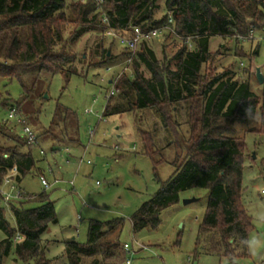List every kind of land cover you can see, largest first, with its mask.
I'll return each mask as SVG.
<instances>
[{"label":"trees","instance_id":"16d2710c","mask_svg":"<svg viewBox=\"0 0 264 264\" xmlns=\"http://www.w3.org/2000/svg\"><path fill=\"white\" fill-rule=\"evenodd\" d=\"M159 1L0 0V79L21 80L23 70L38 68L50 75L60 74L68 83L72 75H79L77 63L85 62L83 55L77 61V55L70 50V44L82 33L103 34L111 29L120 36H133L135 28L150 31L169 25L173 30L169 33L181 43L172 61L161 63L152 49L143 46L132 61V73L125 72L116 82L117 94L126 100V105L112 106V97L103 112V117H108L155 109L173 137L170 143L179 148L180 116L189 126L185 140L188 154L160 190L130 217L132 230L138 233L157 228L161 213L178 204L182 192L207 189L208 206L199 226L194 255H198L203 242L207 252L229 261L246 258L255 226L243 203L247 150L244 139L236 136L235 126L249 118L245 109L250 107L253 116L259 108L261 100L251 90V77L256 78L252 59L262 43L257 42L250 54L244 53L242 47L235 48L236 58L250 60L246 67L235 61L236 71L233 67L219 71L227 55L222 48L211 52L210 42L213 37L233 39L237 34L246 35L248 24L253 25L257 34H264V0H165L164 15L155 18ZM170 17L172 24L168 23ZM69 26L72 28L66 38ZM124 49L125 52L113 56L109 49L99 45L96 55L93 54L99 61L88 66L110 67L124 62L131 55ZM142 68L150 73L149 77ZM260 111V131L264 133V93ZM66 115L75 113L66 111ZM137 129L144 152L154 160L153 155L159 150H154L152 133L139 125ZM0 138V188L9 172H15V181L20 184L34 170L40 171L34 154L38 144L27 143L17 134L16 126L5 123L0 124ZM29 202L37 205L26 208L24 205ZM9 209L14 227L6 217L7 209L0 195V261L14 248L16 259L25 264H51L42 236L59 219L49 195L42 192L25 196L11 203ZM124 222L123 218L91 220L85 243L65 242L68 264H86L85 259H91L88 264H122L127 254L124 255L119 238ZM17 235L21 237L18 242L14 241Z\"/></svg>","mask_w":264,"mask_h":264},{"label":"rangeland","instance_id":"374dc122","mask_svg":"<svg viewBox=\"0 0 264 264\" xmlns=\"http://www.w3.org/2000/svg\"><path fill=\"white\" fill-rule=\"evenodd\" d=\"M157 4L155 18H161L165 12V0ZM71 28L67 27L66 38ZM262 33L259 32V35L264 36ZM257 42L238 43L228 37H213L211 52L216 53L222 48V53L227 55L219 71L224 67H233L236 71L237 64L233 66L235 61L240 65L243 63V68L249 65L248 58H236L235 48L242 47L244 53L250 54L256 49ZM99 45L109 49L113 56L125 52L124 47L107 35L106 31L103 34L88 31L70 44V50L78 57L77 61L83 55L85 62L77 63L79 75H72L68 83L62 75H50L40 72L38 68L23 70L21 80L0 79V124L16 126L17 134L21 136L22 125L18 120L23 119L39 136L35 157L41 159L40 150L46 154V161H37L40 171L34 170L25 176L17 187L24 197L46 192L54 203L58 223L51 225L42 236L43 244L48 245L47 259L51 264H68L64 253L65 242L75 240L85 243L91 220L123 218L124 228L119 238L122 247L125 244L130 246L126 255L125 250L122 251L131 264H264V247H257L256 241L252 240L255 237L256 240L264 241V133L260 131V106L264 93L262 84L254 76L251 77V90L261 100L259 108L251 116L252 119L247 118L235 126L236 136L244 139L247 150L243 172V203L255 226L250 235L249 256L229 261L207 252L203 242L195 256L199 226L208 206L209 190L194 188L182 192L180 202L161 213V224L155 229L133 233L130 221V217L160 190L161 184L172 176L178 163L188 154L185 140L189 137V126L183 123L180 116L182 138L179 148L170 143L173 137L163 127L162 119L155 109L103 117L108 103L106 95L111 89L109 81L116 79L121 72L131 74L132 68L124 69L123 62L110 66V71L107 70L109 67L104 66L90 68L88 64L99 61V57L93 55H96ZM143 46L152 49L161 63H170L181 48V43L175 40L173 34L165 32L161 38L140 44L137 52ZM193 47L192 44L190 49ZM252 63L263 68V44ZM141 70L147 77L150 76L149 72L143 68ZM117 103L126 105V100L117 94L110 104L115 106ZM13 107L17 115L9 119ZM86 110L91 112L86 113ZM66 111L75 113V116H67ZM138 125L153 135L154 150H159L153 155L154 160L144 152ZM70 139L76 141L70 142ZM53 145L61 152L55 158L50 151ZM88 161L92 165H88ZM41 172L49 183L55 180L61 182L46 190L40 181ZM7 176L15 178L16 174L12 171ZM71 182L74 186H71ZM3 189L8 190V186L3 185ZM191 199L196 200L184 204L185 200ZM36 205V202H29L24 206L31 208ZM6 217L14 225L10 211ZM90 262L91 259H85L86 264ZM0 264L25 263L16 259L13 248L2 257Z\"/></svg>","mask_w":264,"mask_h":264},{"label":"built area","instance_id":"2783aa9c","mask_svg":"<svg viewBox=\"0 0 264 264\" xmlns=\"http://www.w3.org/2000/svg\"><path fill=\"white\" fill-rule=\"evenodd\" d=\"M104 21H106V20H104ZM168 23L169 24L173 23L172 17L169 18ZM248 23H250V21ZM248 26H249L248 34H246V35L237 34L233 37V39L238 43H252V42L259 41L260 43H262L264 45V36H260L259 34H257V32L254 29L252 24L251 25L248 24ZM172 31H173L172 28L169 25H166L163 28H160V29L156 28V29H152L150 31H142L139 28H135L133 36H120V35H117L116 33H114L111 29L106 30V33H107V35L116 38L117 41L131 53V55L123 62L124 66H125L124 69H127L128 67H131L132 61H133V59L136 55V52H137V48L139 47L140 44H142L144 42H150L154 39L161 38L165 32L168 33V32H172ZM262 35H264V34H262ZM188 42H189V47L191 48L192 44L189 40H188ZM241 65H242V63H241ZM107 70L110 71L111 68L109 67ZM121 75H122V72L116 77V79H112L111 81H109L110 83L108 85H110L111 89H110L109 93L106 95V98L108 99V101L113 96L116 95V93H117L116 82L120 78ZM90 112L91 111L86 110V113H90ZM16 115H17V110L14 107L11 108L9 116H8L9 119H14L16 117ZM18 122L22 125V134H23L22 137H23V139L29 144H36L37 145L39 143L37 134L32 130V128L30 126L26 125V122L23 119H19ZM40 154L45 155L43 150L40 151ZM5 157H8V156L6 155ZM87 164L92 165V162L88 161ZM40 181H41L42 186L46 190L53 187L54 184H58L60 182V181L56 180L55 183L51 184L45 178L44 175L40 176ZM3 184L9 186V188H10L9 190H4L3 188H0V195L2 197L3 204L9 206L11 203H15L17 201L24 199L23 192L17 188L15 178H13L12 176H6L4 178ZM70 184H71V186H74L73 182H71ZM262 195L264 196V189L262 190ZM20 240H21V237L19 235H17L14 239V241H16V242H18ZM124 250L126 253H129L130 246L125 244ZM122 264H131V261L129 259H127Z\"/></svg>","mask_w":264,"mask_h":264},{"label":"crops","instance_id":"0c3cea01","mask_svg":"<svg viewBox=\"0 0 264 264\" xmlns=\"http://www.w3.org/2000/svg\"><path fill=\"white\" fill-rule=\"evenodd\" d=\"M65 149H66V152L69 153V149H68V147H66ZM40 151H41V150H40ZM50 151L53 153V157H54V158H55V157H58L59 155H61L60 149H59L57 146H55V145H53V146L51 147ZM40 156H41V159H38V158H37V161H39V160H40V161H46V159H47V158H46V154H45V155H41V154H40ZM66 162L69 163V160L66 159ZM81 162L84 163V160L82 159ZM48 165H49V170L51 171L50 164H48ZM88 165H90V164H88ZM41 175H43L42 172H41ZM55 181H56V180H55ZM55 181L52 182L51 184L55 183ZM58 181H59V180H58ZM60 182H61V181H60ZM60 182H59V183H60ZM20 183H21V182H20ZM16 184L19 185L17 182H16ZM3 185H4V184H3ZM3 185L1 186V188H3ZM56 185H57V184H54L53 187L56 186ZM17 188H18L19 190H21L19 187H17ZM51 188H52V187H51ZM9 189H10V188H9V186H8V190H9ZM44 189H45V188H44ZM4 190H5V189H4ZM4 205H5V204H4ZM5 207H6V209H7V213H8V212L10 211L9 206L5 205ZM10 214L12 215L11 212H10ZM6 216H7V214H6ZM12 219H13V216H12ZM13 220H14V219H13ZM12 226H13V227L15 226V221H14V225H12ZM48 230H49V229H48ZM48 230H47V231H48ZM47 231H46V232H47ZM46 232H45V233H46ZM45 233H44V234H45ZM43 241H44V240H43ZM46 241H50V240H46ZM71 241H72V240H71ZM67 242H68V241H67ZM64 253H65V248H64ZM65 256H66V255H65Z\"/></svg>","mask_w":264,"mask_h":264},{"label":"water","instance_id":"95a60500","mask_svg":"<svg viewBox=\"0 0 264 264\" xmlns=\"http://www.w3.org/2000/svg\"><path fill=\"white\" fill-rule=\"evenodd\" d=\"M255 76H256V79H257L259 84H263L264 83V74L262 72V68L261 67H256L255 66ZM195 200L196 199L185 200L184 204L192 203Z\"/></svg>","mask_w":264,"mask_h":264},{"label":"clouds","instance_id":"9594fccd","mask_svg":"<svg viewBox=\"0 0 264 264\" xmlns=\"http://www.w3.org/2000/svg\"><path fill=\"white\" fill-rule=\"evenodd\" d=\"M250 112H251V108H250V107H248L247 109H245V113H246V115H247L250 119H252V117L250 116ZM252 240H255V241H256V246H257V247H264V241L256 240L255 237H253ZM250 243H251V242H250ZM251 254L255 255L256 252H252Z\"/></svg>","mask_w":264,"mask_h":264}]
</instances>
